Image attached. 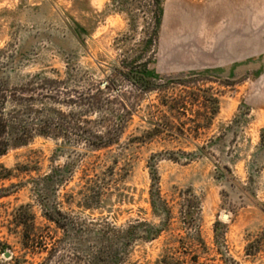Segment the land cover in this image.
Returning <instances> with one entry per match:
<instances>
[{
    "label": "rangeland",
    "instance_id": "374dc122",
    "mask_svg": "<svg viewBox=\"0 0 264 264\" xmlns=\"http://www.w3.org/2000/svg\"><path fill=\"white\" fill-rule=\"evenodd\" d=\"M128 59L148 65L159 81H174L175 94L185 90L183 79L188 89L219 97L212 124L147 139L158 114L153 91L109 148L73 133L12 148L0 157L14 170L0 182L10 194L0 198V238L12 247H0V263L21 254L4 214L22 206L64 249L65 264L80 261L78 230L96 235L111 226L136 236L122 264H162L164 255L173 264H264V0H0V77L32 88L58 80L57 106L65 112L69 98L105 85ZM133 88L119 79L115 89ZM25 165L33 171L20 174ZM55 169L64 181L46 187L43 178ZM153 192L166 203L160 212ZM92 193L99 197L89 202ZM43 204L60 208L67 239ZM152 227H163L156 238L147 235Z\"/></svg>",
    "mask_w": 264,
    "mask_h": 264
},
{
    "label": "trees",
    "instance_id": "16d2710c",
    "mask_svg": "<svg viewBox=\"0 0 264 264\" xmlns=\"http://www.w3.org/2000/svg\"><path fill=\"white\" fill-rule=\"evenodd\" d=\"M145 66V67H144ZM138 64L135 60H123L120 65L112 68L105 85H98L87 91L79 92L76 98H69L71 110L63 111L59 104L58 80H42L38 88L33 83L11 86L0 77V157L6 155L12 148L30 144L36 136L53 137L55 139L70 138L73 133L75 139L84 142L95 149L109 148L119 141L124 126L142 102V97L147 93L156 91L159 102L152 104L156 108L157 120H150V129L145 137L152 139L163 133L176 130H195L209 128L213 117L220 111L219 97L204 96V88L190 90L187 80L178 84L184 85V91L179 94L171 92L174 81H159L155 71L148 65ZM129 81L132 90H119L116 88L118 80ZM51 85L50 89L43 92V88ZM43 85V86H41ZM40 89H42L40 91ZM34 94H28V92ZM36 91H40L35 94ZM50 91V92H49ZM50 99L51 102L44 99ZM37 102V104H36ZM37 105V106H36ZM36 107V108H35ZM191 111V112H190ZM190 114V116L188 115ZM158 115V116H157ZM95 116V119L92 117ZM140 138V137H139ZM136 137V139H139ZM144 141V140H143ZM117 163V161H115ZM33 168L28 165L21 166L19 173H31ZM62 170L55 169L46 175L43 180L46 187L53 182L64 181ZM14 175V170L0 164V182L9 180ZM11 186H14L12 184ZM8 188H0V198L9 196ZM96 193L89 194L88 201L98 199ZM163 202V201H162ZM159 195L152 193L154 210L160 212L165 209ZM43 214L57 228L65 232L64 238L69 234V222L63 217L58 206H42ZM167 213V212H166ZM6 228L10 234L20 238L21 254L12 257V262L3 261L0 264H24L27 256L47 252L39 264H65L66 253L43 227L39 226L27 210L20 206L13 210H5ZM109 232L77 231L75 236L78 246L80 261L77 264H122L125 252L131 241L136 237L133 230L124 233L123 229L111 226ZM163 227L149 228L148 237L156 238ZM96 246L93 248L91 244ZM88 245V246H87ZM2 249L12 247L0 238ZM252 245H249L248 251ZM162 264H173L172 259L164 255Z\"/></svg>",
    "mask_w": 264,
    "mask_h": 264
},
{
    "label": "water",
    "instance_id": "95a60500",
    "mask_svg": "<svg viewBox=\"0 0 264 264\" xmlns=\"http://www.w3.org/2000/svg\"><path fill=\"white\" fill-rule=\"evenodd\" d=\"M224 217L227 218L228 214H225ZM4 255H5L6 258H10L12 254H11L10 251L7 250V251L4 252Z\"/></svg>",
    "mask_w": 264,
    "mask_h": 264
}]
</instances>
